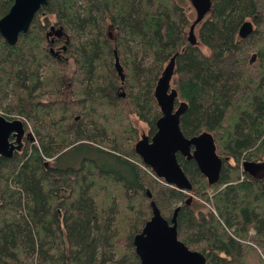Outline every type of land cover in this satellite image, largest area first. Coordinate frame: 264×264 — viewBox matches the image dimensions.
<instances>
[{"label":"trees","instance_id":"1","mask_svg":"<svg viewBox=\"0 0 264 264\" xmlns=\"http://www.w3.org/2000/svg\"><path fill=\"white\" fill-rule=\"evenodd\" d=\"M14 2L0 0V19ZM211 2L196 45L178 0H49L15 45L0 33V115L26 129L0 160V264H141L151 202L169 222L179 209L178 238L206 264H264V178L244 167L264 163V0ZM174 57L181 130L212 134L224 163L210 185L178 154L191 191L135 150L138 122L158 131L155 90Z\"/></svg>","mask_w":264,"mask_h":264},{"label":"water","instance_id":"2","mask_svg":"<svg viewBox=\"0 0 264 264\" xmlns=\"http://www.w3.org/2000/svg\"><path fill=\"white\" fill-rule=\"evenodd\" d=\"M190 1L198 10L200 19L205 13L211 11V0ZM48 3L49 0H15L9 13L0 19L1 35L10 45H15L20 35L29 31L40 9ZM253 31V23L246 22L241 27L240 37L246 38ZM189 41L193 45L198 43L193 34V26ZM116 68L119 76L124 80L125 73L119 58H116ZM174 69L175 57L166 67L155 90V97L162 111V117L157 122L158 131L152 141L147 136H143L137 142L135 150L143 163L151 168L158 179H163L167 185L179 190L191 191L193 186L179 165L178 154L188 160H194L210 185L219 181L224 163L217 154L212 134L204 132L192 138L184 136L180 127V119L188 105L181 103L176 108L178 93L172 88ZM25 135L26 129L21 120L10 121L0 115V160L3 157L11 159L15 152L21 149ZM248 164L244 163L245 170L253 174L252 170H248ZM151 207L153 210L151 220L134 239L141 264H206V257L203 254L190 250L178 238L177 213L179 209L175 211L169 222L162 216L154 202H151Z\"/></svg>","mask_w":264,"mask_h":264},{"label":"rangeland","instance_id":"3","mask_svg":"<svg viewBox=\"0 0 264 264\" xmlns=\"http://www.w3.org/2000/svg\"><path fill=\"white\" fill-rule=\"evenodd\" d=\"M178 1L186 9L187 14L191 20V26H193V34L195 35L197 40H199L200 27L203 24V22H205V20H207L210 17V12L205 13L203 18L200 19L199 14H198V10L194 7L193 3L190 0H178ZM189 33H190V29H189ZM204 51H206V50L204 49ZM71 64H72V62L70 61L69 62V70H68L69 73H71L73 70V67H72L73 65H71ZM64 98H65V100H68V101L73 100L72 95L70 94V92L68 90L64 91ZM137 126L139 129V138L141 139L143 133L148 131L147 130L148 127L146 124H144L142 122H138ZM13 140H15V139L13 138Z\"/></svg>","mask_w":264,"mask_h":264},{"label":"flooded vegetation","instance_id":"4","mask_svg":"<svg viewBox=\"0 0 264 264\" xmlns=\"http://www.w3.org/2000/svg\"><path fill=\"white\" fill-rule=\"evenodd\" d=\"M210 12V14H211V11H209ZM192 27V26H191ZM191 27H190V31H191ZM201 28V27H200ZM189 35H190V33H189ZM147 130H148V128H147ZM143 136H147L148 138H149V134H148V131L147 132H145V133H143V135H142V137ZM142 137H141V139H142ZM153 138V137H152ZM152 138H149V140L150 141H152ZM140 139V140H141ZM139 140V141H140ZM253 165H249L248 163V166H247V168H248V170H252L253 172V177H256V178H258V179H263L264 178V163H258V162H251Z\"/></svg>","mask_w":264,"mask_h":264}]
</instances>
